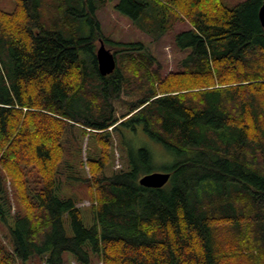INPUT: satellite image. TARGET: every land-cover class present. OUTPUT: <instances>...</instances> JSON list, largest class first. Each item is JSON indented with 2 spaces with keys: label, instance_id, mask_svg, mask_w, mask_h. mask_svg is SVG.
I'll return each instance as SVG.
<instances>
[{
  "label": "trees",
  "instance_id": "trees-1",
  "mask_svg": "<svg viewBox=\"0 0 264 264\" xmlns=\"http://www.w3.org/2000/svg\"><path fill=\"white\" fill-rule=\"evenodd\" d=\"M107 2L153 42L186 23L178 70L162 75L142 41L106 38ZM14 3L0 9V264H264V0ZM99 41L117 48L106 76ZM122 95L134 100L118 118ZM75 131L99 154L83 161ZM139 133L171 159L160 189L138 184L153 169ZM113 134L125 169L107 175ZM76 184L88 226L65 192Z\"/></svg>",
  "mask_w": 264,
  "mask_h": 264
},
{
  "label": "rangeland",
  "instance_id": "rangeland-1",
  "mask_svg": "<svg viewBox=\"0 0 264 264\" xmlns=\"http://www.w3.org/2000/svg\"><path fill=\"white\" fill-rule=\"evenodd\" d=\"M242 0H226L228 5L231 6L234 3ZM115 2H107L98 12L97 19L100 23L101 30L103 35L115 42H133V41H142L146 47L149 48V51L156 56L158 61L162 64L163 70L162 75H165L168 72L176 71L179 68V62L186 55L185 52L177 49L173 42V34L184 29L188 28L186 23H177L174 27V30L167 35H165L160 41L153 42L151 39L144 35L143 33L136 30L129 18L124 14L118 12L114 9ZM15 8L14 0H0V9L4 10L7 13H12ZM43 13V12H42ZM105 47L111 52L114 53L117 48L105 44ZM99 48V42L96 43L95 52ZM134 100V97H128L122 95L119 100L113 102L115 108L116 117L121 118L128 111L129 104ZM110 130V129H109ZM77 136V142L81 145L82 149V159L86 161V156L90 153L93 156L98 155V147L90 137H85L81 139L79 137V132L75 131ZM79 137V138H78ZM129 138H132V145L136 148L141 146H146L149 148L152 159H153V169L150 172H164L163 165L171 161L169 156L166 154L164 149L155 141L149 139L145 134L139 133L138 135H129ZM113 140V149L114 155L109 167L106 168V174L110 175L112 172H118L125 169L124 155L123 152L119 149L118 146V137L116 134L112 136ZM82 174L89 177L88 167H86L85 172L81 170ZM65 192L69 195H74L78 201V207L82 211L83 221L86 226L91 224L90 216V191L86 185L76 184L65 188ZM0 235L5 236V230L1 227L0 224ZM68 256V255H67ZM66 256V258H67ZM25 264H43L38 259L31 260ZM66 264H76L72 261L71 258H67Z\"/></svg>",
  "mask_w": 264,
  "mask_h": 264
},
{
  "label": "water",
  "instance_id": "water-1",
  "mask_svg": "<svg viewBox=\"0 0 264 264\" xmlns=\"http://www.w3.org/2000/svg\"><path fill=\"white\" fill-rule=\"evenodd\" d=\"M258 19L264 28V4L258 11ZM98 71L102 76L111 74L116 68L115 55L111 53L102 41H99V48L95 52ZM170 179L167 172H151L139 178L138 184L144 188L160 189L164 187Z\"/></svg>",
  "mask_w": 264,
  "mask_h": 264
}]
</instances>
